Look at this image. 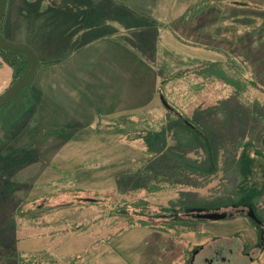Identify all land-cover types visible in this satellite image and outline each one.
I'll use <instances>...</instances> for the list:
<instances>
[{
    "label": "rangeland",
    "instance_id": "rangeland-1",
    "mask_svg": "<svg viewBox=\"0 0 264 264\" xmlns=\"http://www.w3.org/2000/svg\"><path fill=\"white\" fill-rule=\"evenodd\" d=\"M26 1L10 0L15 15L5 24L15 27L12 39L22 37V18L27 25L36 20L25 15ZM114 1L122 11L128 3L143 9L148 0ZM164 1L160 13L167 19L173 15L175 37L167 31L172 52L165 63L157 59L164 81L160 91L137 108L146 114L79 115L77 125H60L45 99L48 103L32 104L11 139L0 119V144L8 142L0 145V190H5L0 203L12 192L0 218V230L6 228L0 264H187L190 251L200 245L194 264H264V0ZM49 2L29 4L43 11ZM32 30L27 36L39 49V68L40 60H52L53 50L35 41ZM155 39L161 56L164 45L158 34ZM200 42L210 44L203 50ZM52 76L44 69L34 84L54 99L68 91ZM8 85H0V95ZM27 97L28 92L19 105ZM179 112L198 127L204 143L190 148L175 140L168 115ZM163 127H168V148L186 158L185 164H178L179 175L163 174V184L152 178L159 189L138 187L147 184L139 177L150 148L144 136ZM30 142V152L19 151ZM186 202L226 216L199 220L181 211L188 222L175 224L174 212L164 208ZM259 237L263 245H255ZM216 248L222 249L218 260ZM244 249L250 255L240 253Z\"/></svg>",
    "mask_w": 264,
    "mask_h": 264
},
{
    "label": "crops",
    "instance_id": "crops-1",
    "mask_svg": "<svg viewBox=\"0 0 264 264\" xmlns=\"http://www.w3.org/2000/svg\"><path fill=\"white\" fill-rule=\"evenodd\" d=\"M66 1L73 9L65 10L63 6L60 7V10L53 11L51 21L46 22L48 17L41 16L40 12L36 21H29V25L22 18V37L12 39L10 36L15 27L8 29L7 26L15 14L12 10L13 3L10 4L8 0L7 26L4 27V33L10 40L30 43L39 52L34 41L27 36L34 34L32 29H36L35 41L46 42L45 44L54 50L52 60H40L41 65L28 89L29 93H36L37 106L43 101L47 102L45 99H50L56 116L66 118L56 119L55 122L60 125H77L75 123L81 122L79 115L91 114L98 117L103 114H146V111L137 108L148 104L164 83L156 68L159 66L157 59L167 62V54L173 49L172 39L167 41L165 37L167 31L170 37L174 36L173 15L167 19L166 13H160L167 6L165 1H145L143 9L126 2L130 9L124 6L122 11H119V6H115L114 0ZM109 6L115 7V12ZM159 18L165 22L162 20L163 24H160ZM160 33H164V38ZM157 34L162 40L160 44L164 45V53L161 56H158L159 45L157 46L155 39ZM208 44L210 43L200 42L203 50H206ZM207 49L214 50L213 47ZM149 50L152 55L148 54ZM44 69H48L53 75L55 85H58L62 92H68L61 93L58 97L54 95V99L45 97L39 85L34 84V79ZM13 80L14 68L0 53L1 88L7 82L10 86ZM77 105L80 109L75 111ZM90 122L92 120L87 123Z\"/></svg>",
    "mask_w": 264,
    "mask_h": 264
},
{
    "label": "trees",
    "instance_id": "trees-1",
    "mask_svg": "<svg viewBox=\"0 0 264 264\" xmlns=\"http://www.w3.org/2000/svg\"><path fill=\"white\" fill-rule=\"evenodd\" d=\"M50 2L47 4L49 6V9H45L43 11H37V10H33V5L29 4V1H26V4L29 6L28 10L26 11L25 15L28 18H36L38 12L41 13V16H47L48 18L46 19L47 21H51V17L53 15V11H58L62 8H64L65 10H72L73 8L70 6V4L67 3L66 0H62L61 2L54 4L53 0H49ZM56 5V6H55ZM112 11L115 12V7H111ZM32 15H34L32 17ZM6 16H7V10L6 13L3 17V19L1 20L0 23V31L1 33L4 35V37H6L7 39H10L5 33H4V27L6 26ZM30 21L32 19H29ZM36 21V20H33ZM51 37V36H49ZM30 46L33 47L32 44L27 43ZM34 48V47H33ZM35 49V48H34ZM46 51H48L47 49H44ZM36 51V49H35ZM52 51V49H51ZM37 52V51H36ZM0 53L2 54V56H4V58L11 64V66L14 68V77H16L13 80V83H15L17 81V79L25 72V70L27 69V53L25 52H20V51H15V50H11L9 48L0 46ZM38 54V53H37ZM51 54H54V50L51 52ZM33 78V77H32ZM32 79L30 80V82L22 89V91L16 95L13 99H11L10 101H8L7 103L9 104V106H6L4 110H2L4 108L1 107L0 108V112H2V114L0 115V119H2V121L5 123V125H8V130L6 135L8 136L9 139L14 138L15 137V132L16 129L18 127V125H20L21 123H24L27 119V115L30 113L31 107L33 106L32 104H34V102L36 103L35 97L36 93H29L28 92V88H30V84H31ZM6 91V90H5ZM28 92V97L26 102H23L21 105H19L20 99L23 95H25ZM35 96V97H33ZM34 98L35 101H32L31 98ZM163 97V101L165 102L166 106L170 107V104L168 102V100L166 99L165 95H162ZM18 106V107H17ZM168 117L170 118L171 122L169 124V132L174 134V138L175 140L181 144L182 146H189L190 148L192 146H194L195 142L197 141H202V138L200 136L198 127L195 124H192L190 122H188L187 125H185L186 122V118L183 117V114H181L180 112L176 115V117L171 118L170 115H168ZM186 122V123H185ZM189 125V126H188ZM168 127L167 128H162L159 130H154V131H149L144 137L147 140V143L149 145V149H148V156H147V163L144 167V175L139 174V177L145 178V182L147 183L146 186L143 185H138V187H152L153 189H159V187L156 185L155 183H150V180L152 178L158 179L161 181V184H163L164 180H166V176H164L163 174L170 172V173H174L176 175H179L181 173L182 170V166L178 165V164H185L184 160L186 161V158L183 160V157L178 153V152H174L171 151L168 148V141H167V131H168ZM9 139L7 141H9ZM209 140V139H208ZM203 142V141H202ZM6 143L8 142H3V144L1 145V147L3 145H7ZM204 143V142H203ZM32 142L24 145L22 147L21 151H29L32 149L31 147ZM9 153V151H8ZM7 154L3 153L1 156H6ZM150 155V156H149ZM151 155H155V158L153 159ZM171 156V157H170ZM138 170V168H135ZM136 172V171H135ZM126 175L125 173L122 175V179H125ZM149 183V184H148ZM151 185V186H150ZM8 186V185H7ZM4 189V188H3ZM1 191H5V190H0ZM12 192L10 191V196L7 195L6 199H5V203L9 202L12 198ZM11 202V201H10ZM5 203H0V218L1 215L2 217L4 216L3 214V208L5 207ZM196 203V202H195ZM240 207L243 205H239ZM165 211H171L174 212L172 215H170L171 217L174 218V223H186L188 221H186L185 218H183L182 216H180V212L181 211H185L188 213V215L193 216V219H199L201 220L203 217L201 216V214H203L204 212L208 211L209 209H205V208H201L199 207V205L194 204L193 203H182V206H167L164 208ZM175 210V211H174ZM11 217H7L8 222L11 221L10 219ZM4 223V222H3ZM11 223V222H10ZM166 223H168L169 225H173L172 222L166 221ZM141 224H144L145 226H149L152 227L150 224L146 223V222H141ZM6 228L4 227L3 230H0V238L2 236V234H5ZM203 245H200L199 247H195L192 251H190L189 253V257L187 259V264H191V258L192 255L194 253V251L198 248H202Z\"/></svg>",
    "mask_w": 264,
    "mask_h": 264
},
{
    "label": "water",
    "instance_id": "water-1",
    "mask_svg": "<svg viewBox=\"0 0 264 264\" xmlns=\"http://www.w3.org/2000/svg\"><path fill=\"white\" fill-rule=\"evenodd\" d=\"M8 0H0V23L7 10ZM0 46L11 50L27 53L28 67L25 72L13 83L3 94L0 95V108L3 107L9 100L18 95L22 89L30 82L39 65V56L35 49L27 43L16 42L7 39L0 31ZM203 218L219 219L226 216L225 213L208 212L201 214Z\"/></svg>",
    "mask_w": 264,
    "mask_h": 264
},
{
    "label": "flooded vegetation",
    "instance_id": "flooded-vegetation-1",
    "mask_svg": "<svg viewBox=\"0 0 264 264\" xmlns=\"http://www.w3.org/2000/svg\"><path fill=\"white\" fill-rule=\"evenodd\" d=\"M244 207V206H243ZM243 210L245 211V213L246 214H248L249 212H248V208H243ZM261 233H263V234H260V235H264V229L263 230H261ZM262 239H264V236H263V238ZM260 243H262L261 245H263V242H260V237L258 238V241L256 242V244L255 245H258V244H260ZM262 247V246H261ZM262 249V248H261ZM201 249L200 248H198V249H196L195 251H194V253H193V255H192V258H191V264H194V262H195V260H196V257H197V254L199 253V251H200ZM222 249H220V251H221ZM226 250H228V249H226ZM230 250V252H233V249L232 248H230L229 249ZM214 251H215V253H214V258L216 259V260H218V258H220V251L216 248V249H214ZM240 253H243V254H245V255H250V252H245V249H244V251H241ZM251 258L253 259V256H251ZM223 259H224V257H223ZM208 260H209V258H208ZM229 260H230V258H229ZM210 261V260H209ZM211 261L213 262L214 260H212V258H211Z\"/></svg>",
    "mask_w": 264,
    "mask_h": 264
}]
</instances>
